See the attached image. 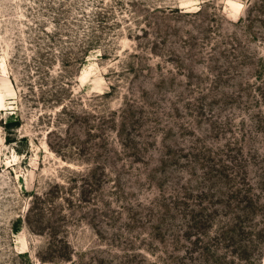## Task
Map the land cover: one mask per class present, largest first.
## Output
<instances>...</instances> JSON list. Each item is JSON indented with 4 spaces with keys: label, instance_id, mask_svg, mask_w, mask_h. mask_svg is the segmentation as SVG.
I'll list each match as a JSON object with an SVG mask.
<instances>
[{
    "label": "rangeland",
    "instance_id": "1",
    "mask_svg": "<svg viewBox=\"0 0 264 264\" xmlns=\"http://www.w3.org/2000/svg\"><path fill=\"white\" fill-rule=\"evenodd\" d=\"M0 264H264V0H0Z\"/></svg>",
    "mask_w": 264,
    "mask_h": 264
},
{
    "label": "trees",
    "instance_id": "2",
    "mask_svg": "<svg viewBox=\"0 0 264 264\" xmlns=\"http://www.w3.org/2000/svg\"><path fill=\"white\" fill-rule=\"evenodd\" d=\"M48 196V195H47ZM46 200V197L43 200ZM40 199L33 200L32 204L29 206L26 215L25 222L29 226V228L33 229L36 232H43L44 228L47 227L48 220L44 218L46 216L44 212H42V205L38 201ZM42 202V200H40ZM65 245H69L67 242ZM42 260H47L46 258L41 256Z\"/></svg>",
    "mask_w": 264,
    "mask_h": 264
}]
</instances>
